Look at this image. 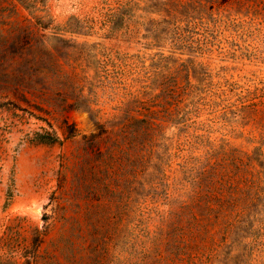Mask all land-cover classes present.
<instances>
[{"label":"rangeland","instance_id":"rangeland-1","mask_svg":"<svg viewBox=\"0 0 264 264\" xmlns=\"http://www.w3.org/2000/svg\"><path fill=\"white\" fill-rule=\"evenodd\" d=\"M165 2L0 0V264H264V191L232 254L221 233L191 234L196 220L176 215L198 160L264 151V113L246 108L264 107V0L195 12L183 48ZM32 35L44 39L37 69ZM146 109L160 123L158 171L144 174L137 148L118 182L108 150L116 138L127 148V111ZM41 128L62 143L32 141Z\"/></svg>","mask_w":264,"mask_h":264},{"label":"trees","instance_id":"trees-1","mask_svg":"<svg viewBox=\"0 0 264 264\" xmlns=\"http://www.w3.org/2000/svg\"><path fill=\"white\" fill-rule=\"evenodd\" d=\"M17 1L27 8H36L37 4L43 0ZM223 1L167 0L165 2L167 16L164 17L163 21L168 25H174V34H177L175 45H180L183 48L193 42V38H189V32L196 25L195 21L191 20L195 12H213L212 9L215 4H222ZM31 38L33 41H30L28 48L31 54L30 63L32 67L36 68V65H39L43 60L39 44L41 42L40 45L44 46V39L34 35ZM55 61L56 59H53L54 63ZM56 71L58 72V70ZM14 78L19 85L25 81L22 68H18ZM18 89L19 86L16 85L14 88L15 95L18 94ZM261 102L262 100L257 102L258 105L253 103V107L251 104L246 105V108H249L247 114L264 113V107L260 108ZM124 123L130 141L125 142L127 145L125 149L116 138L115 145L108 150V174H111V169H113L119 182V171L122 169L123 158L126 156L128 157L127 160L133 161L135 157L133 152L139 148L142 149L139 159L144 174L155 175L154 171H158L159 168L158 162L153 163L154 159L149 152V146L152 144L153 135L160 124L157 122L156 111L146 109L133 114L131 110H128ZM71 128L73 127L71 126ZM136 139L139 140L136 141ZM31 140L47 145L62 143L63 141L55 131L45 128L34 131ZM225 151L223 157L210 153L205 157V162L198 160L190 168L189 174L193 176L190 190L186 193L187 199L181 203L182 211L176 215L182 219L190 216L196 220L190 231L191 234H203L204 231L213 233L212 229H214V233H221L224 238V246L230 247L229 254H232L235 245L240 247L243 244L242 237L254 226V221L261 210L260 201L264 191V151L260 148H256L252 154L239 148H235L231 154L228 153V149ZM149 169L152 172H149ZM163 175L166 176V174ZM11 195L12 190L9 189L8 196ZM204 223L206 227L202 228ZM37 231H39L38 228ZM229 237L233 238L231 242H228Z\"/></svg>","mask_w":264,"mask_h":264}]
</instances>
